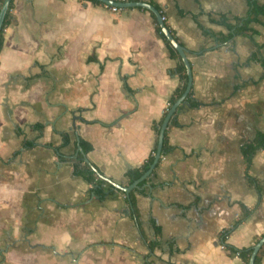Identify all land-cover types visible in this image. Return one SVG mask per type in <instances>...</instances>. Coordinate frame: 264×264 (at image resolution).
I'll return each mask as SVG.
<instances>
[{
    "label": "crops",
    "instance_id": "0c3cea01",
    "mask_svg": "<svg viewBox=\"0 0 264 264\" xmlns=\"http://www.w3.org/2000/svg\"><path fill=\"white\" fill-rule=\"evenodd\" d=\"M151 1L187 49L201 104L178 109L175 149L131 191L134 207L131 193L91 192L75 166L84 140L103 177L127 186L157 143L152 123L182 82L155 14L13 0L0 53V264H246L221 247L245 207L225 244L253 249L264 235V194L259 201L241 152L264 132V17L253 40L222 44L203 28L227 34L212 19L235 22L248 0ZM250 174L264 186V148Z\"/></svg>",
    "mask_w": 264,
    "mask_h": 264
},
{
    "label": "trees",
    "instance_id": "16d2710c",
    "mask_svg": "<svg viewBox=\"0 0 264 264\" xmlns=\"http://www.w3.org/2000/svg\"><path fill=\"white\" fill-rule=\"evenodd\" d=\"M4 0H0V9L2 6ZM95 4H101L104 6H107L106 4L102 3L99 0H90ZM119 1V0H115ZM128 1H148L151 4H154L158 10L161 11L160 7L152 2L151 0H128ZM249 3V12L246 16L243 17H235V22H231L230 18L225 15V14H220L218 18H213L212 20L214 22H217L219 24H222L226 26L229 29V32L227 34H222V33H215L212 31H209L207 29L203 28V31L206 34L212 35L218 39V41L222 44L230 42L235 35H244L250 37L252 40L254 39V35L257 34V30L253 27L254 23H260L261 18L264 17V3L260 4L256 0H248ZM13 0L10 3L9 9L6 13L3 26L0 32V53L4 47L5 43V30L9 25L13 22L14 16H13ZM153 14V13H152ZM154 15V14H153ZM155 18V31L156 33L164 40L169 53L172 57L177 58L179 60V65L177 67V72L180 76V80L182 84L180 87L176 90V92L171 96L169 99V105L166 111L164 112L162 118L159 121H153L152 123V129L154 130L156 136L159 135L160 132V127L161 124L167 114L168 109L172 106V104L183 94V92L186 89L187 85V69L186 66L179 54V52L175 49V47L170 43V41L166 38L164 33L162 32L161 26L159 25L156 16L154 15ZM257 52H254L252 54V59H257ZM264 63V62H263ZM264 77V73L262 74V78ZM128 90L129 87H127ZM189 104L191 107H197L201 104L200 101H198L194 97L193 89L189 93L188 97L186 100L183 102ZM182 105L178 108L180 109ZM180 122L178 121V111L175 113V115L171 118L169 122V126L166 130L165 133V139L163 143V148H162V156H167L169 153H171L174 149L175 146L170 143L169 139V127L171 126H180ZM81 146L83 147V150L85 153H88L92 149V145L84 140L80 141ZM264 148V132L263 131H257L255 137L247 142H245L242 147H241V152L242 155L244 156L245 159V171H246V176L248 178V181L250 184L255 185V187L258 190L259 193V201L262 200L263 194H264V186L261 185L258 180L253 177L250 174L253 158L256 154V152L260 149ZM157 152V143L154 145L151 154L149 157L146 159V161L139 167L131 169L128 171V176L130 178V183L142 176L150 167V165L153 163L155 154ZM78 160L80 163L75 166V172L76 174L82 176L89 184H91V192H95L97 195L100 196V198H106V197H112L114 196L119 190L114 186L112 181L107 180L105 177H103L101 171H95L91 166H89L85 160H84V155L79 154ZM83 163V165H82ZM159 164L157 165V167ZM145 182H143L144 184ZM131 201L135 207V198L133 196V192L131 193ZM248 212L246 207L244 211V216L245 218L248 215ZM136 213V210H135ZM243 218H240L238 221H236L231 227L224 229L223 232L221 233V239L222 241L225 242V239L230 235L231 231L238 226V224L241 222ZM156 232L159 234L160 233V228L159 226L155 225ZM155 244H152L151 247L153 249ZM227 249H229L232 253H235L236 251H239L240 256L245 260V263H249L250 255L252 252V247L245 248V249H236L234 247H230L226 245ZM264 256V246L261 248L259 251L255 264H260L261 260Z\"/></svg>",
    "mask_w": 264,
    "mask_h": 264
},
{
    "label": "water",
    "instance_id": "95a60500",
    "mask_svg": "<svg viewBox=\"0 0 264 264\" xmlns=\"http://www.w3.org/2000/svg\"><path fill=\"white\" fill-rule=\"evenodd\" d=\"M12 0H4L0 9V32L3 26V22L6 16V13L9 9L10 3ZM102 3L106 4L107 6H119L122 8H127V7H142L151 10L157 17L159 21V25L161 26L162 32L166 36V38L170 41V43L175 47V49L179 52L185 66L187 69V85L186 89L183 92V94L172 104V106L168 109L167 114L161 124L160 127V132L158 135V140H157V152L155 154V158L153 163L150 165L149 169L139 178L134 180L131 184L127 186H122L119 183L113 182L110 178L105 177L107 180L112 181L114 186L125 192L127 197H130L131 191L139 187V184L150 177V175L153 173L155 168L157 167L158 163L160 162L161 156H162V148H163V143L165 139V133L166 130L169 126V122L171 118L175 115V113L178 111V108L183 104V102L186 100L188 97L189 93L192 90L193 87V71H192V66L190 63V60L187 55V49L177 40V38L174 36V34L170 31L169 27L167 26L166 22L163 19L162 13L152 4L148 3L147 1H125V2H118L115 0H99ZM80 119V117L75 116L74 117V125L76 124V121ZM78 152H82L85 157L86 154L84 153L83 148L80 146V143L78 144ZM85 162L91 166L95 171H98L94 165L91 163V161L86 157ZM95 195V194H93ZM264 246V235L254 244L252 253L250 256V260L248 264H255L256 257L261 250V248Z\"/></svg>",
    "mask_w": 264,
    "mask_h": 264
},
{
    "label": "built area",
    "instance_id": "2783aa9c",
    "mask_svg": "<svg viewBox=\"0 0 264 264\" xmlns=\"http://www.w3.org/2000/svg\"><path fill=\"white\" fill-rule=\"evenodd\" d=\"M125 1H127V0H119L118 2H125ZM108 7H109L110 10H112V11H114V12L121 11V10L124 9V8H122V7H119V6H108ZM163 19L165 20V17H164V16H163ZM222 232H223V231H222ZM221 242H222L221 247H222L223 249H227L225 242H224V241H221ZM235 255H236V256H239V255H240L239 251H236V252H235Z\"/></svg>",
    "mask_w": 264,
    "mask_h": 264
},
{
    "label": "rangeland",
    "instance_id": "374dc122",
    "mask_svg": "<svg viewBox=\"0 0 264 264\" xmlns=\"http://www.w3.org/2000/svg\"><path fill=\"white\" fill-rule=\"evenodd\" d=\"M112 11V10H111ZM114 12V11H113Z\"/></svg>",
    "mask_w": 264,
    "mask_h": 264
}]
</instances>
